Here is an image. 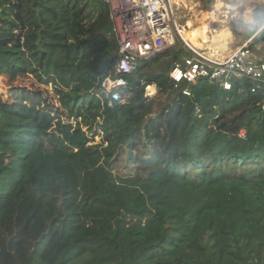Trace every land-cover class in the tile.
Masks as SVG:
<instances>
[{
    "label": "trees",
    "instance_id": "1",
    "mask_svg": "<svg viewBox=\"0 0 264 264\" xmlns=\"http://www.w3.org/2000/svg\"><path fill=\"white\" fill-rule=\"evenodd\" d=\"M163 54L191 56L179 38ZM118 59L107 0H0V70L50 87L72 121L50 143L0 99V264H264V81L193 80L152 110L154 56L119 75L110 107ZM62 173L95 187L70 220Z\"/></svg>",
    "mask_w": 264,
    "mask_h": 264
},
{
    "label": "rangeland",
    "instance_id": "2",
    "mask_svg": "<svg viewBox=\"0 0 264 264\" xmlns=\"http://www.w3.org/2000/svg\"><path fill=\"white\" fill-rule=\"evenodd\" d=\"M172 6L176 14V23L183 33L192 29H196L199 23L203 21L206 24L202 26L208 27L207 32V42L201 44L199 48L205 55L211 56H224L229 54L237 46H239L244 37L229 34L227 39H223L219 36L220 32L227 29L228 26L236 31L242 29V24L233 23L226 19L225 15L218 14L219 10H224L220 1L232 4L234 0H214V4L211 9L207 11L202 9V4L198 0H174ZM198 1V2H197ZM221 8V9H220ZM212 12L218 14L215 20L212 18H205ZM192 22L195 24L192 25ZM192 25L189 27V25ZM182 33V35H183ZM242 33V32H240ZM184 37V35H183ZM185 38V37H184ZM200 40V39H199ZM201 43V40L199 41ZM155 56V59L148 61L147 67L143 70L144 79L152 80V84L148 91L150 96L146 102V107L148 109L157 110L163 104H169L177 92L181 91L185 96H188L187 83L185 80H181L176 83L169 78L167 82L160 88L158 85L159 79H157L158 74L166 73L169 77V73L175 72L180 75H189V68L186 65V60H190L191 56L179 59H173L171 55H161ZM9 63L12 65L11 59L2 60V64ZM137 65L139 62L136 63ZM11 68V67H10ZM154 93V94H153ZM0 99L2 101L8 102L9 106L13 109L18 110L22 113L32 114L42 125V132L50 143L60 138L63 132L72 124L71 120L67 119L65 113L59 108L56 96L53 94L52 90L48 86H43L35 82L30 76L28 77H17L15 75L7 74L0 70ZM61 180L68 183L70 189L74 191L75 199L72 200L71 206L67 203L66 207V219L70 220L75 216V207L77 205H83L89 195L92 194L94 187L93 179L87 175L82 174L80 180H76L73 176L67 175L65 173L59 174ZM74 204V206H73ZM73 206V207H72ZM76 219H79L80 229L86 230L89 233L94 232V218H88L84 220V217L79 218V214ZM97 221V220H96ZM70 222V221H67Z\"/></svg>",
    "mask_w": 264,
    "mask_h": 264
},
{
    "label": "built area",
    "instance_id": "3",
    "mask_svg": "<svg viewBox=\"0 0 264 264\" xmlns=\"http://www.w3.org/2000/svg\"><path fill=\"white\" fill-rule=\"evenodd\" d=\"M110 19L115 34L119 59L114 67L113 79H105L100 87L109 96L108 105L122 104L126 97L119 93L124 81L119 75L132 73L137 62L147 61L157 54L170 49L179 38L191 53L186 60L189 75L169 73V78L178 83L185 80L187 85L193 80L220 82L229 90L228 78L245 77L252 81H264V52L253 47L249 41L224 56L205 55L182 35L176 23L173 0H107ZM264 35V27L261 29ZM146 87V95L150 96Z\"/></svg>",
    "mask_w": 264,
    "mask_h": 264
},
{
    "label": "crops",
    "instance_id": "4",
    "mask_svg": "<svg viewBox=\"0 0 264 264\" xmlns=\"http://www.w3.org/2000/svg\"><path fill=\"white\" fill-rule=\"evenodd\" d=\"M174 2L175 1L173 0V3ZM213 4H214V0H213L212 5ZM212 5H211V7H212ZM220 5H222L224 10H222L220 8L221 10H219L218 14L225 15L226 19H228V21H230V23L235 22V23L242 24V26H241L242 29H239V31H236L233 28H231L230 26H228L227 29L220 32V34L225 33L228 35L229 34L237 35V36L242 35L244 37V40L242 41V43L240 45H242L244 42L249 41V43L251 44V47H253L259 51L258 53L264 52V42H259V43L255 42V39L261 34V29L264 27V0H234V2L232 4H227V3L220 1ZM211 7H210V9H211ZM218 14L215 12H212L208 16L206 15L205 18H209L211 16L210 18L215 20V17H212V15L218 16ZM194 24L195 23L192 22V25H194ZM202 24H203V21H201L199 23V26L194 30H197V29L199 30L201 28ZM207 25H208V23L206 22V26ZM207 31H208V27H207ZM240 32H242V33H240ZM227 38H228V36H227ZM200 40L198 39V41H200ZM239 46H237V47H239ZM155 92H156V90L154 89V93ZM150 116L154 117L155 114L151 113Z\"/></svg>",
    "mask_w": 264,
    "mask_h": 264
},
{
    "label": "bare ground",
    "instance_id": "5",
    "mask_svg": "<svg viewBox=\"0 0 264 264\" xmlns=\"http://www.w3.org/2000/svg\"><path fill=\"white\" fill-rule=\"evenodd\" d=\"M203 24H206L203 22ZM191 27V24L189 25ZM207 27L201 26V28L198 30H189L185 31L183 33L185 39L191 43L194 47H201V44H205L207 42ZM219 36H222L225 40L228 36V34H220ZM198 39H201V43L198 41Z\"/></svg>",
    "mask_w": 264,
    "mask_h": 264
}]
</instances>
